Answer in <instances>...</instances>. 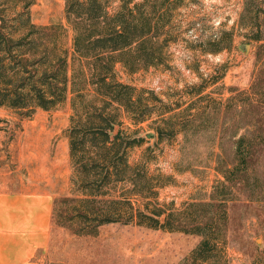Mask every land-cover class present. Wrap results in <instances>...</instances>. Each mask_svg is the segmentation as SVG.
I'll return each mask as SVG.
<instances>
[{"label": "rangeland", "instance_id": "374dc122", "mask_svg": "<svg viewBox=\"0 0 264 264\" xmlns=\"http://www.w3.org/2000/svg\"><path fill=\"white\" fill-rule=\"evenodd\" d=\"M109 1L113 13L120 2ZM31 16L38 26L63 27L62 44L72 49L65 0H36ZM242 44H250L247 53ZM159 46L156 65L133 75L117 67L120 81L145 89L155 111L131 162L146 152L158 202L169 211L198 203L204 221L218 206L226 212L217 262L264 264V0H184ZM151 91L158 101L150 102ZM72 113L71 96L29 118L0 108V193L48 197L51 204L49 237L29 264H187L200 235L135 222L78 232L70 205L60 203L74 196Z\"/></svg>", "mask_w": 264, "mask_h": 264}, {"label": "trees", "instance_id": "16d2710c", "mask_svg": "<svg viewBox=\"0 0 264 264\" xmlns=\"http://www.w3.org/2000/svg\"><path fill=\"white\" fill-rule=\"evenodd\" d=\"M118 1L112 13L109 0H65L66 21L74 31L70 50L61 41L63 27L34 23L31 8L36 0H1L0 108L29 118L38 110L58 109L71 96L68 137L74 196L60 203L70 205L68 213L79 233L95 234L108 223L135 222L200 235L203 239L187 264H224L213 254L221 237L218 222L226 212L218 206L204 221L198 203L188 204L184 213L169 211L158 202L146 152L131 162L132 152L146 141L143 125L155 111L144 98L145 89L120 81L117 73L118 66L133 75L156 65L162 56L157 39L170 29L184 0ZM150 94V102L159 100ZM156 130L162 139L163 131ZM125 185L129 188L119 193V186Z\"/></svg>", "mask_w": 264, "mask_h": 264}, {"label": "crops", "instance_id": "0c3cea01", "mask_svg": "<svg viewBox=\"0 0 264 264\" xmlns=\"http://www.w3.org/2000/svg\"><path fill=\"white\" fill-rule=\"evenodd\" d=\"M51 228L50 199L0 193V264H29Z\"/></svg>", "mask_w": 264, "mask_h": 264}, {"label": "water", "instance_id": "95a60500", "mask_svg": "<svg viewBox=\"0 0 264 264\" xmlns=\"http://www.w3.org/2000/svg\"><path fill=\"white\" fill-rule=\"evenodd\" d=\"M240 48L244 51V53H247L250 50L251 46H250V44H242V45H240ZM152 136H153V134L150 133L148 135V138H151Z\"/></svg>", "mask_w": 264, "mask_h": 264}]
</instances>
